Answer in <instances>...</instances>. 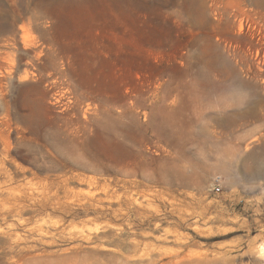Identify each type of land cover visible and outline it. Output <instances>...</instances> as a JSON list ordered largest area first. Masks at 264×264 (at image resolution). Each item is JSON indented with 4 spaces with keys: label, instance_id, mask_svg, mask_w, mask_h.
<instances>
[{
    "label": "rangeland",
    "instance_id": "rangeland-1",
    "mask_svg": "<svg viewBox=\"0 0 264 264\" xmlns=\"http://www.w3.org/2000/svg\"><path fill=\"white\" fill-rule=\"evenodd\" d=\"M263 163L245 0H0V264H264Z\"/></svg>",
    "mask_w": 264,
    "mask_h": 264
},
{
    "label": "bare ground",
    "instance_id": "bare-ground-1",
    "mask_svg": "<svg viewBox=\"0 0 264 264\" xmlns=\"http://www.w3.org/2000/svg\"><path fill=\"white\" fill-rule=\"evenodd\" d=\"M245 15L251 16L256 22H258L259 24H261L264 27V0H245ZM24 30H25V32H28L27 28H25ZM40 50L41 49H39L37 47L33 48L32 52L28 53L27 58L30 59L31 56H37V55L39 56V54L41 53ZM22 73H23L22 78H21L22 80H27V79L29 80L34 75V71L30 66L25 67L23 69ZM41 88L37 85H32V84L31 85H29V84L25 85L23 94L18 98V107L15 111V118H17V120L19 121L20 124L31 126L34 122L33 121L34 115H36L37 113H39V114L45 113L46 111H49L52 109L50 103H53L52 98L53 99H56V98L53 97L52 95L47 96L46 93L42 92ZM33 93L39 94L41 96L37 99H32L31 97H32ZM30 100H31V103H30L31 108H32V111L34 114L33 116L27 115L22 111V106H24L25 104L27 105L30 102ZM57 100L58 99H56V101ZM6 111H7V115L9 116V120H12V118H14V112H13V107H12L10 102L7 103ZM10 137H9V139H10ZM118 152L122 153L123 151L121 148H119ZM124 153H125V151H124ZM260 249H261L260 252L263 253L264 248H260Z\"/></svg>",
    "mask_w": 264,
    "mask_h": 264
},
{
    "label": "built area",
    "instance_id": "built-area-1",
    "mask_svg": "<svg viewBox=\"0 0 264 264\" xmlns=\"http://www.w3.org/2000/svg\"><path fill=\"white\" fill-rule=\"evenodd\" d=\"M219 190V189H218Z\"/></svg>",
    "mask_w": 264,
    "mask_h": 264
}]
</instances>
